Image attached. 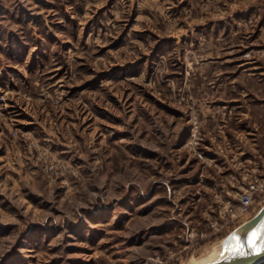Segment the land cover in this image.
<instances>
[{
    "label": "rangeland",
    "instance_id": "374dc122",
    "mask_svg": "<svg viewBox=\"0 0 264 264\" xmlns=\"http://www.w3.org/2000/svg\"><path fill=\"white\" fill-rule=\"evenodd\" d=\"M263 165L264 0H0V264L211 261Z\"/></svg>",
    "mask_w": 264,
    "mask_h": 264
},
{
    "label": "built area",
    "instance_id": "2783aa9c",
    "mask_svg": "<svg viewBox=\"0 0 264 264\" xmlns=\"http://www.w3.org/2000/svg\"><path fill=\"white\" fill-rule=\"evenodd\" d=\"M197 157L199 160H205L200 152L197 153ZM232 180L237 179L232 177ZM261 205H264V165L262 168L253 169L244 177V181L227 201L220 202L210 209L209 216L198 224L197 229L194 227L185 230V236L182 238L188 244L190 257H197L202 245L221 243L235 228L250 220Z\"/></svg>",
    "mask_w": 264,
    "mask_h": 264
},
{
    "label": "water",
    "instance_id": "95a60500",
    "mask_svg": "<svg viewBox=\"0 0 264 264\" xmlns=\"http://www.w3.org/2000/svg\"><path fill=\"white\" fill-rule=\"evenodd\" d=\"M264 226V206L247 222L235 228L221 242V253L218 257L211 261L200 264H263L264 263V240H261L255 251L247 246L248 239L254 231L261 229ZM242 246V255H233L226 249L230 244L236 242Z\"/></svg>",
    "mask_w": 264,
    "mask_h": 264
},
{
    "label": "snow or ice",
    "instance_id": "6c2138e0",
    "mask_svg": "<svg viewBox=\"0 0 264 264\" xmlns=\"http://www.w3.org/2000/svg\"><path fill=\"white\" fill-rule=\"evenodd\" d=\"M261 240H264V226H261V229H259L258 231H254L253 233H251V235L248 239L247 246L250 249H252L253 251H255L258 243ZM226 250L229 251L233 255H242L243 254L242 253V246L239 244L238 241L235 244H230ZM261 250L264 251V248H262Z\"/></svg>",
    "mask_w": 264,
    "mask_h": 264
}]
</instances>
